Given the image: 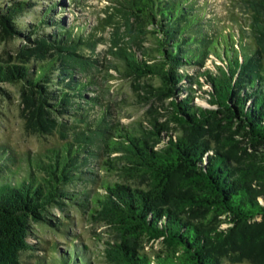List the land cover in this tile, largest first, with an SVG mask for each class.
Returning a JSON list of instances; mask_svg holds the SVG:
<instances>
[{"label":"trees","instance_id":"trees-1","mask_svg":"<svg viewBox=\"0 0 264 264\" xmlns=\"http://www.w3.org/2000/svg\"><path fill=\"white\" fill-rule=\"evenodd\" d=\"M241 1L257 49L222 31L199 0H109L108 53L134 83L144 80L134 86L147 100H168L165 115L151 110L147 127L116 120V103L100 89L93 69L102 63L83 53L104 41L100 29L62 27L48 21L52 8L44 11L41 28L60 30L25 36L34 47L20 49L16 63L0 62V84H20L28 132L59 134L62 143L29 160L22 176L15 154L0 147V264H24L21 253L34 249L32 225H52L50 209L65 213L70 205L112 231L104 251L112 264H264V0ZM2 5L0 26L20 37L16 21L35 4ZM147 32L154 55L140 50ZM211 54L225 65L202 72L213 106L205 108L193 102V78L183 70L205 67ZM155 78L157 86L149 83ZM89 184L98 187L79 189ZM160 239L165 253L143 251ZM84 250L74 245L60 263L90 264Z\"/></svg>","mask_w":264,"mask_h":264},{"label":"rangeland","instance_id":"rangeland-1","mask_svg":"<svg viewBox=\"0 0 264 264\" xmlns=\"http://www.w3.org/2000/svg\"><path fill=\"white\" fill-rule=\"evenodd\" d=\"M12 1L18 0H0L2 6L10 5ZM31 1L35 5L31 10H28L16 23L23 35L10 38L6 36L5 31L0 26V62H18L19 52L24 46L34 47L27 39V36L33 29L41 33L53 34L60 27L44 26L41 28V17L48 8L52 11L48 14V21L58 22L63 27H74V30L81 28L90 30L98 27L100 34L105 38L99 43L96 50L91 53L90 50H85L83 53L86 56H95L99 59L100 66L93 69V73L99 76V82L103 89L104 96L116 103L113 109L116 120L121 121L124 125H135L141 122L144 127L149 125L148 121L154 116L150 113L156 107L160 115H165L166 108L169 107L168 100L151 99L146 91L139 86L135 88L134 84L138 85L144 82H133L132 77L124 74L123 62L118 57L109 54L111 45L110 39L113 38L112 27H105L103 20L106 17L104 9L110 4L109 0H21ZM201 4L206 6L209 18L215 16V21H219L222 31L241 36L245 43L252 49H257L256 40L248 30L249 12L241 0H199ZM54 7V8H53ZM236 22H242L240 27H237ZM99 23H101L99 25ZM149 30V29H148ZM150 31V30H149ZM31 36L32 39L35 37ZM155 36L153 33L145 34L140 40V50L146 51L149 55H154L155 51ZM236 49L238 45H234ZM148 63L151 60L146 55H141ZM264 62V54H262ZM205 67H188L185 71L193 78L190 86L193 88V102L197 105H202L205 108H211L209 103V94L211 87L206 83L203 76L205 70H217L216 64L224 66L225 62L216 57L215 54L208 55L205 61ZM33 64H35L33 62ZM40 64V63H37ZM200 80V83L196 82ZM159 79L155 78L149 81L153 86L159 84ZM20 84L6 83L0 84V147L15 154L17 158L16 168L18 167L19 174H27L28 161L33 160L37 155L44 152L53 145L61 144L59 134L50 136L33 135L25 129V120L21 116V99H20ZM96 94L94 92L89 95ZM156 114V113H155ZM156 117V116H155ZM166 118L158 116V121L161 123ZM173 124L170 125V127ZM169 131L175 133L173 128ZM235 139H239L240 135H235ZM240 146L245 147L242 142ZM250 154L255 153L251 148H248ZM239 154H243L240 152ZM259 154V153H257ZM245 154H243L244 156ZM249 156V155H247ZM104 159L101 160L103 162ZM19 165V166H18ZM36 172V171H34ZM40 173H38L39 175ZM106 177L107 174H104ZM114 181H120V178L114 175L108 176ZM96 185H88L87 187H79V189H96ZM65 213L52 207L48 218L51 219V224L37 223L33 224V235L30 237V242L34 245V249L25 250L21 253V259L24 264H61L60 259L68 249H74V245L82 246L86 250L85 262L90 264H112L104 256L107 241H111L113 234L106 226L99 223H94L85 213L70 205L65 208ZM54 224L58 225L56 227ZM150 256L161 255L167 251L166 246L162 241L146 243L143 250Z\"/></svg>","mask_w":264,"mask_h":264},{"label":"water","instance_id":"water-1","mask_svg":"<svg viewBox=\"0 0 264 264\" xmlns=\"http://www.w3.org/2000/svg\"><path fill=\"white\" fill-rule=\"evenodd\" d=\"M160 241H161V239H160Z\"/></svg>","mask_w":264,"mask_h":264}]
</instances>
